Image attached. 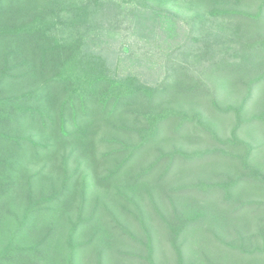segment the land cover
Segmentation results:
<instances>
[{"label":"trees","instance_id":"16d2710c","mask_svg":"<svg viewBox=\"0 0 264 264\" xmlns=\"http://www.w3.org/2000/svg\"><path fill=\"white\" fill-rule=\"evenodd\" d=\"M120 1L141 8H148L150 2ZM163 1L184 2L198 8L207 20L247 24L264 19V0H245L250 6L257 5L254 14L231 10L228 5L234 0ZM99 2L0 0V196L10 191L17 201V211L7 209L0 215V228H3L0 229V264H77L80 255L91 246L94 252L87 257L88 264H104L106 251L108 255L112 252L115 264H153L150 251L145 256L125 255L112 251L108 244L104 251L95 250L93 243L98 237L95 231L88 233L86 242L76 241L79 227L93 221V217L86 216L83 198L87 188L80 184L78 172L88 169L87 178L108 186L135 155H151L149 151L161 131L179 133L191 128L196 118L164 106L178 101H203L210 91L200 79L188 74L175 76L173 84L168 86L137 84L117 69L115 53L86 46L79 27L86 20L89 8ZM67 19L71 30L67 36H58V30L69 24ZM234 68L224 66L220 72H232ZM229 112L238 118L241 109H224L225 114ZM172 122L176 124L173 129ZM197 124L200 131L207 129L199 121ZM27 127L29 137L23 138ZM235 131L233 128L230 139L215 141L221 146L240 147L242 143H237ZM16 133L21 137H14ZM122 134L137 141L126 143L121 139ZM21 138L23 143L19 142ZM101 146L106 150L98 156L96 150ZM18 151L25 160L21 168ZM249 153L248 150L240 160L242 172L235 178L219 174L211 183L161 191L164 198L171 197L172 207L178 202L173 196H191L185 212L178 214L173 209L170 222L161 226L174 254L162 264H239L240 261L264 264V201H240L241 192L248 187L264 192V180L254 169L249 172L246 168ZM208 155L224 156L221 150L187 156L160 149L132 181H141L159 171L156 182L160 187L159 183L176 164L191 163ZM109 160L116 161L112 172L97 177L100 167ZM71 161L75 166L68 172ZM40 165L43 168L39 172L29 174L30 166ZM78 195L81 199L75 206ZM32 215L35 221L30 225ZM241 220L251 223L256 233L247 235L249 232L240 231ZM206 221L210 223L202 233ZM67 226L65 238L61 239ZM215 228L219 231L211 232ZM117 229L118 224L111 228L113 232ZM195 232L199 236L208 234L215 247L199 248L196 257L188 261L181 246L186 239L180 245L177 242Z\"/></svg>","mask_w":264,"mask_h":264},{"label":"rangeland","instance_id":"374dc122","mask_svg":"<svg viewBox=\"0 0 264 264\" xmlns=\"http://www.w3.org/2000/svg\"><path fill=\"white\" fill-rule=\"evenodd\" d=\"M234 1L228 5L231 10L249 14L257 11V5L250 6L245 0ZM67 23L69 24H65L62 31L58 30V36H67L71 30L68 19ZM79 28L86 46L95 51L115 53L117 69L123 75H129L137 84L168 86L173 84L175 76L188 74L200 79L210 91L209 97L203 101H178L164 106L196 119L189 130L184 129L179 133L161 131L149 154H157L160 149L162 152L175 150L187 156L221 150L224 156L208 155L191 163H178L168 177L159 183L160 187H157L156 182L159 171L141 181H132L152 161L153 156L148 154L135 155L108 186H101L97 181L87 178L90 173L88 169L78 172L80 184L87 188L85 199L83 198L86 201V216L93 217V221L79 227L76 241L80 244L86 242L88 233L95 231L98 235L93 243L95 250L104 251L105 244H108L112 251L125 255L145 256L150 251L153 264H162L171 260L174 254L161 226L170 222L173 209H177L178 214L184 213L186 202L191 196H173V199L178 198V202L174 200L172 207L171 197L170 200L164 198L161 191L193 186L200 182L211 183L218 179L216 177L219 174L235 178L239 171L242 172L241 161L248 150L250 155L247 170L250 172L254 169L253 172L264 180V19L257 23L240 24L238 21L207 20L200 9L184 2L150 0L148 8H141L120 0H100L99 4L89 8L86 20L81 22ZM259 43L262 44L261 47L258 46ZM248 47L251 49H247ZM224 66H236V69L228 73L220 72ZM250 86L252 87L248 93ZM227 107L241 109L239 117L236 118L234 112L225 114L224 109ZM196 115L201 118L197 119ZM198 121L207 127L205 131H200ZM175 126V123L170 124L171 129ZM233 128L236 129L237 143H242L240 147L221 146L215 141L230 139ZM208 130L214 133L213 136ZM23 131L27 133L23 138L29 137L28 127ZM13 136L21 137L18 133ZM33 137L37 139L36 135ZM132 138L123 134L121 136L123 141L131 144L137 141ZM19 142L23 143V139ZM105 150L101 146L96 154L100 156ZM17 153L21 168L25 165V160L21 151ZM115 162L109 160L101 166L97 177L102 178L108 171L112 172ZM74 166L71 161L68 172ZM42 168V165L30 166L29 174L33 175ZM56 181L60 185L59 179ZM54 185L57 186V183ZM8 193L0 196V215L7 209L17 211V201L12 198V192ZM78 197L74 200L75 206L81 199L80 195ZM241 200L264 201V192L248 187L241 192ZM34 221L32 215L30 225ZM209 223L206 221L200 232L203 233L202 229H207ZM116 224L118 231L113 232L111 228H115ZM67 229L68 226L61 239L65 238ZM238 229L249 232L247 235L256 233L253 225L244 220H241ZM210 231L209 234L219 230L215 228ZM197 233L186 234L177 242L180 245L186 239L181 246L188 261L196 257L199 248L207 250L215 247L208 234L200 233L199 236ZM141 244L146 246L143 248ZM93 252L91 246L88 252L80 255L77 264H88L90 259L87 257H91ZM105 253L107 259L103 257L104 264H115L112 252L110 255L108 251ZM93 261L95 263V257ZM239 264L244 262L240 261Z\"/></svg>","mask_w":264,"mask_h":264}]
</instances>
